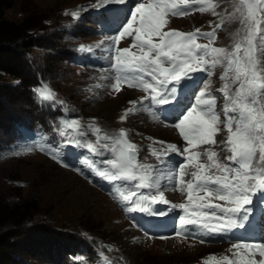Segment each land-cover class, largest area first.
Returning a JSON list of instances; mask_svg holds the SVG:
<instances>
[{"label": "rangeland", "instance_id": "rangeland-1", "mask_svg": "<svg viewBox=\"0 0 264 264\" xmlns=\"http://www.w3.org/2000/svg\"><path fill=\"white\" fill-rule=\"evenodd\" d=\"M5 1L8 5L4 17L8 21H20L30 15L43 18L42 28L32 32L37 44L26 54L28 77L33 76L32 85L28 89L17 86L12 98L0 103V198L10 204L30 201L35 206L31 217L20 228L10 224L0 228V231L12 230L16 235L17 249L12 254V264H204L210 255L217 260L225 255L233 258L232 252L236 250L229 251L231 243H200V236L185 238L184 235L177 236L174 230L165 235L166 238L151 237L131 225L118 203V182L96 176L83 163L85 159L111 158V152L100 149L105 152L101 157L70 142L75 136L95 144L96 128L101 130L100 135H114L123 130L127 139L138 147L139 163L167 172L150 149L159 152L167 144L177 145L181 150L187 146L174 127L179 122L174 117L184 105L189 106L190 101L195 103L193 93L199 95L204 89L205 81L199 77L205 74L201 73L196 81L187 84L182 93L178 92L179 104L173 102L171 107L152 105L150 100H143L147 94L142 89L121 83L117 92L107 87L114 81L105 79L109 75L110 58L115 54V48L130 47L133 43L130 36L122 37L118 45H114L110 38L118 34L121 22L126 23L131 18L137 0H126L123 5H102L100 0ZM140 2L147 4L148 0ZM236 3L238 0H211L216 15L209 9L166 17L168 23L163 30L211 32L222 16L235 11ZM73 12L77 15L73 16ZM240 27L238 21L226 20L216 30L212 46L230 49L233 34ZM196 42L209 43L204 38ZM130 50L138 51L135 48ZM222 72L219 66L215 69L206 91L216 97V110L223 120V94L218 91L224 83L219 78ZM7 84L14 87L18 81L9 80ZM40 89L52 91L55 94L53 99L43 100L38 94ZM130 102H135L141 110L125 116L133 107ZM35 104L42 110L41 114L38 108L41 115L38 119L34 113ZM162 107L167 109L169 116L163 115ZM153 114L159 119H154ZM121 117L125 118L122 120ZM72 120L79 122V129L75 132L64 127V122ZM61 130L67 135L61 137ZM79 131L85 135L80 136ZM226 136V130H222L216 139L223 141ZM205 148L219 153L221 159L228 155L214 145H200L191 151L200 152ZM68 155L77 160V171L61 163L62 157ZM162 159L171 161L177 169L185 162V157L177 153H170ZM202 159L206 160V157ZM93 178L112 187L115 197L101 190L98 182L93 183ZM160 178L163 183L167 182L166 176ZM190 178V175L184 177L185 180ZM140 191L146 193L148 190ZM163 194L169 203L157 207L168 209L171 204L187 203V193L181 192L179 186L165 190ZM211 202L228 206L214 198ZM181 210L172 211L178 213L177 223L179 215L184 214L180 213ZM263 236L264 233L260 236L261 242H264ZM80 247L86 252H80ZM255 259L260 257L257 255Z\"/></svg>", "mask_w": 264, "mask_h": 264}, {"label": "snow or ice", "instance_id": "snow-or-ice-1", "mask_svg": "<svg viewBox=\"0 0 264 264\" xmlns=\"http://www.w3.org/2000/svg\"><path fill=\"white\" fill-rule=\"evenodd\" d=\"M125 3L126 0H100L102 5ZM234 8V12L222 16L213 31L203 33L196 29L185 33L164 31L168 23L166 17L209 9L216 15L211 0H148L147 4L137 0L131 10V18L126 23L121 22L118 34L110 38L114 45H118L122 37L133 38L130 47H116L110 58L109 75L105 79L114 81L107 85L111 90L119 92L121 83H124L130 88L142 89L147 94L143 100H150L152 105L171 107L173 102L180 103L178 92L182 93L187 84L196 81L197 74H205L199 77L205 81L204 89L199 95L193 93L195 103L190 101L191 107L184 105L174 117L179 121L174 127L187 146L181 150L177 145L167 144L159 152L150 149L167 172L139 163L138 147L127 139L123 130L114 135H100L101 130L96 128L95 144L75 136L70 140L77 148L86 147L101 157L105 152L100 149L111 152V158L99 161L85 159L83 163L96 176L118 182V203L125 212L166 217L172 211L182 209L184 214L179 215L177 236L187 237L193 231L188 226H194L207 237L244 228L245 221L249 219L250 208L247 205L253 203V195L257 191L264 192V0H238ZM226 20L238 21L241 26L233 34V44L230 49L213 47L216 30ZM199 38L209 43L199 44L196 42ZM218 66L223 69L219 78L224 83L218 89L224 100L223 120L216 110V97L206 91L211 83L209 78ZM38 94L45 101L52 100L55 95L47 89L38 90ZM130 103L133 107L125 116L141 110L135 102ZM153 117L159 119L155 114ZM124 118L121 117L122 120ZM64 127L75 132L79 129V122L66 121ZM222 130H226L227 136L220 141L216 136ZM78 134L85 135L83 131ZM59 135L64 137L67 133L61 130ZM200 145L220 147L228 155L221 159L219 153L211 148L191 151ZM170 153L185 157V162L180 163L178 169L171 161L162 159ZM204 157L206 160L202 159ZM208 170L214 171L210 173ZM189 175L191 178L185 180L184 177ZM161 176H166V183L162 182ZM177 186L181 192L186 191L187 203L171 204L168 209L157 207L169 203L164 191ZM141 189L148 191L141 192ZM213 198L224 201L228 206L213 204ZM205 242L208 241L200 239V243ZM233 249L236 251L232 252ZM229 251L233 258L225 255L217 260L210 255L204 264L211 261L215 264H264V242H233ZM257 255L259 260L255 259Z\"/></svg>", "mask_w": 264, "mask_h": 264}, {"label": "trees", "instance_id": "trees-1", "mask_svg": "<svg viewBox=\"0 0 264 264\" xmlns=\"http://www.w3.org/2000/svg\"><path fill=\"white\" fill-rule=\"evenodd\" d=\"M7 5L5 0H0V103L3 99H11L17 86L28 89L32 85L33 76L31 79L28 77L26 54L37 44L32 32L42 28L43 21L41 16L35 15L26 16L20 21H8L4 17ZM9 80L18 81V84L12 87L7 84ZM38 108L35 104L37 119L41 116ZM40 111L42 114L41 109ZM34 209L35 206L30 201L10 204L0 198V228L7 224L20 228L31 217ZM16 249V235L12 230L0 231V264H12L11 257ZM77 250L78 248L72 251V254Z\"/></svg>", "mask_w": 264, "mask_h": 264}]
</instances>
